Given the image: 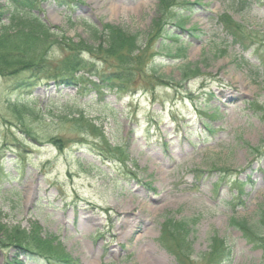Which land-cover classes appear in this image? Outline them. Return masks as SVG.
I'll use <instances>...</instances> for the list:
<instances>
[{
	"label": "rangeland",
	"instance_id": "rangeland-1",
	"mask_svg": "<svg viewBox=\"0 0 264 264\" xmlns=\"http://www.w3.org/2000/svg\"><path fill=\"white\" fill-rule=\"evenodd\" d=\"M64 1L71 10L43 2L42 17L80 52L107 51L94 27L138 37L125 52L136 90L92 88L99 79L12 90L0 78V148L19 143L0 160V243L25 233L52 254L0 247V264H261L264 234L246 230L264 207V6ZM82 52L92 69L116 64ZM15 99L37 110L26 122L37 142L4 126Z\"/></svg>",
	"mask_w": 264,
	"mask_h": 264
},
{
	"label": "trees",
	"instance_id": "trees-1",
	"mask_svg": "<svg viewBox=\"0 0 264 264\" xmlns=\"http://www.w3.org/2000/svg\"><path fill=\"white\" fill-rule=\"evenodd\" d=\"M49 1L4 0L3 4L0 3V78L12 82V86H14L12 90L36 87L41 80L44 82L52 80L57 84H62V86H77L80 85L79 83L82 80L84 82L87 79H99L100 83L89 80L93 86L92 88H105L111 92L114 90L128 93L135 92V88L127 87L124 84L126 80L132 79L133 75L129 69L131 64L135 62L134 56L129 55V52L125 54V52L126 50L135 51L138 37L135 35L129 36V33L123 30L117 32L119 29L110 25H105L102 30L94 27L93 31L97 38L104 33L108 36L106 41L107 51H102L100 48L92 49L87 47L85 43L78 42L81 47L80 52L78 45H73L69 39L61 37L63 36L62 33L56 27L47 25L45 19L41 16L43 2H53V0ZM60 1L63 3L61 6L66 5L65 11L71 10V3L64 0ZM252 1L254 0H240L243 5H248V2ZM3 17L6 18V21H3ZM182 17V15L179 17V21ZM179 24L181 23L179 22ZM233 36L235 38L236 34L234 33ZM129 37L132 38L128 40ZM239 40H243V38L240 37ZM82 51H89L90 53L87 54L91 57L90 60L97 59V62L104 66L110 65L112 59L116 61V64L107 71L105 68L98 69L99 66L96 64V67L92 69L91 61L84 60V52ZM262 56L261 61L263 63L264 54ZM78 58H82L85 63L78 61ZM187 70H189V67ZM86 71H89V73L94 71V73H90L87 77ZM20 100L15 99L12 104L7 101L8 106L6 108H8L9 115L1 114L4 126L9 125L8 130L14 128L19 131L23 141L37 142V140L33 141V134L36 135V131L28 127L27 124L28 118L36 115L37 110L33 107L31 100ZM82 102L87 103L88 101L84 99ZM17 103L19 104L17 105ZM12 119L15 121L14 123L11 121ZM8 142L6 140L2 143L0 160L6 155V151L14 147L18 149L19 143L10 145ZM263 213L264 207L256 216L257 219L253 221L251 227L247 226V219H242L237 223L239 228H244V226L249 228L245 230L247 231V239L251 242H257L252 237L256 239L259 238L260 233L264 234V232H259ZM23 235L13 234L4 238L3 243H0V247L11 246L19 253H27L30 256L31 253L46 255L48 261H51L49 257V255H52L51 253L44 251V247L39 246L40 243H32L37 238L27 237L25 233ZM13 257L17 260L15 263L24 264L18 259L19 255ZM261 264H264V260Z\"/></svg>",
	"mask_w": 264,
	"mask_h": 264
}]
</instances>
